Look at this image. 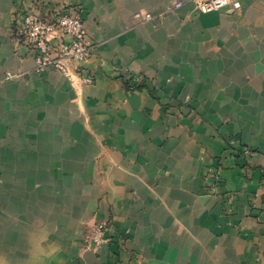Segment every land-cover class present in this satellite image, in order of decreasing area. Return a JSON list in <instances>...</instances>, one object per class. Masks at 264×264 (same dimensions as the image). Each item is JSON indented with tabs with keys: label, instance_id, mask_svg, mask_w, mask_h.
<instances>
[{
	"label": "crops",
	"instance_id": "crops-1",
	"mask_svg": "<svg viewBox=\"0 0 264 264\" xmlns=\"http://www.w3.org/2000/svg\"><path fill=\"white\" fill-rule=\"evenodd\" d=\"M178 1L0 0V264H264V0ZM36 3L84 19L68 75L12 33Z\"/></svg>",
	"mask_w": 264,
	"mask_h": 264
},
{
	"label": "built area",
	"instance_id": "built-area-1",
	"mask_svg": "<svg viewBox=\"0 0 264 264\" xmlns=\"http://www.w3.org/2000/svg\"><path fill=\"white\" fill-rule=\"evenodd\" d=\"M191 2L195 3L196 10L201 14L217 12L229 7L241 8V4L235 0H182L174 3L169 10L181 9ZM146 18L150 20L151 16L147 15ZM12 33L34 52L38 73L53 68L68 75L67 63L87 61L93 49L87 38L84 19L71 12L66 6L50 8L36 3L34 9L19 14L14 19ZM53 37L56 44L52 41ZM86 82L90 83L91 80L87 79ZM253 155V151L243 150V156L250 158ZM213 177L214 183L209 185V188L215 193L220 177L218 174ZM233 198L230 197L229 200ZM111 240L108 223L102 222L88 236L86 245L87 248L93 249L106 245Z\"/></svg>",
	"mask_w": 264,
	"mask_h": 264
}]
</instances>
